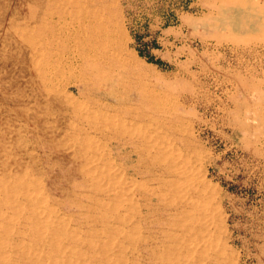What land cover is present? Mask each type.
Listing matches in <instances>:
<instances>
[{"label":"rangeland","instance_id":"obj_1","mask_svg":"<svg viewBox=\"0 0 264 264\" xmlns=\"http://www.w3.org/2000/svg\"><path fill=\"white\" fill-rule=\"evenodd\" d=\"M81 18L91 28L102 22L106 33L109 19L115 26L102 37L103 75L83 89L66 88L65 76L49 96L34 64L68 61L65 36ZM76 104L168 146L178 177L164 179H179L180 188L158 190L169 210L155 203L149 218L145 209L139 217L127 211L156 184L135 176L133 146L97 138L87 148ZM87 168L98 174L85 182ZM100 172L112 178L94 180ZM121 181L135 188H117L123 204L114 214L118 200L94 188ZM28 192L44 203L29 204ZM40 207L52 211L41 214L49 226ZM181 208L191 234L176 225ZM0 216V264H264V0H0Z\"/></svg>","mask_w":264,"mask_h":264},{"label":"bare ground","instance_id":"obj_2","mask_svg":"<svg viewBox=\"0 0 264 264\" xmlns=\"http://www.w3.org/2000/svg\"><path fill=\"white\" fill-rule=\"evenodd\" d=\"M76 4V3H75ZM103 6V5H102ZM74 7V6H73ZM110 9V8H109ZM85 12V11H84ZM36 13V12H35ZM37 13H39V12H37ZM86 13V12H85ZM84 13V14H85ZM98 13V12H97ZM108 13V12H107ZM45 14V13H44ZM112 14V13H111ZM51 15V14H50ZM60 15V14H59ZM74 15V14H73ZM95 15V14H94ZM45 16V15H44ZM101 16V15H100ZM36 17V16H35ZM95 17V16H94ZM93 17V18H94ZM102 17V16H101ZM46 18V17H45ZM88 18V17H87ZM89 18H91V16L89 17ZM98 18H99V16H98ZM32 19V18H31ZM44 19V18H43ZM75 19V18H74ZM95 19V18H94ZM36 20V19H35ZM86 20L87 19H83L82 20V18H81V21H80V24H79V26H78V28L77 29H75L74 31H73V35H70V36H65L66 37V42L68 43V45L66 44V46H65V48H64V51L66 52V53H68V55L69 56H71L70 58H69V60L67 61L66 60V62L63 64L62 62H57V63H55V62H52V63H50V64H48V63H40V62H38V59H37V63L36 64H34V71L36 72V75L39 77V78H41L42 79V84L43 85H50V87H48V89L50 88V90L47 92V94L50 96L51 94H50V92H52L51 90H54V88L56 87V82H59V80L60 79H62V78H64L65 76H68L69 77V79L67 80L68 82L66 83V88H69V87H77V88H85L88 84H89V81H91V77H100V76H102L103 75V71H102V62H103V60L106 58V48L108 47V45L106 44V43H104L103 42V35H104V33H106V31H105V26L106 25H104L102 22H98V24H97V26L95 25V28L92 26V28L91 27H88V25L87 26H84L83 25V23H85L86 22ZM90 20H92V19H90ZM41 21V20H40ZM92 21H94V20H92ZM96 21H98V20H96ZM99 21H101V19H99ZM109 21V29H107V33L108 34H112L115 30H114V28H115V26L111 23V21H110V19L108 20ZM39 22V21H38ZM44 22V21H43ZM49 22H50V20H49ZM72 22V21H71ZM36 23V22H35ZM45 23V22H44ZM48 23V22H47ZM73 23V22H72ZM90 23V22H89ZM38 24V23H37ZM49 24V23H48ZM55 24V23H54ZM54 24H53V27H54ZM91 24V23H90ZM103 24V25H102ZM43 25V24H42ZM68 25V24H67ZM86 25V24H85ZM94 25V24H93ZM26 26V25H25ZM39 28V27H38ZM37 28V29H38ZM49 28H51V27H49ZM55 28V27H54ZM107 28V27H106ZM53 29V28H52ZM26 30V29H25ZM50 30V29H49ZM70 30V29H69ZM56 31V30H55ZM69 32V31H68ZM34 33V32H33ZM43 33V32H42ZM41 33V34H42ZM46 33V32H45ZM106 33V34H107ZM26 34V33H25ZM27 35H28V32H27ZM55 35V34H54ZM41 36V35H40ZM53 35H51V37H52ZM57 36V35H56ZM62 36V35H61ZM58 38H59V36H58ZM27 41H28V39H27ZM30 41V40H29ZM53 41H54V39H53ZM48 42V41H47ZM33 43V42H32ZM55 43H58V42H55ZM55 43L54 44H52V49L54 48V46H56L55 48H57V46L58 45H55ZM62 43V42H61ZM26 44H27V42H26ZM28 44H30V43H28ZM48 44V43H47ZM121 44V43H120ZM119 44V45H120ZM36 45V47H37V45L39 46V43L38 44H35ZM44 45V44H43ZM50 45V44H49ZM112 45V44H111ZM44 46H46V45H44ZM109 46H110V44H109ZM113 46V45H112ZM43 47V46H42ZM115 47V46H114ZM40 48V47H39ZM62 48V47H61ZM42 49V48H41ZM47 49H49V48H47ZM60 49V48H59ZM59 49H56V51H58ZM113 49V48H112ZM35 50V49H34ZM38 50V49H37ZM54 50V49H53ZM44 51V50H43ZM48 51V50H47ZM52 51V50H51ZM34 52V51H33ZM54 52V51H53ZM59 52V51H58ZM37 53V52H36ZM38 53H39V51H38ZM41 53H43V52H41ZM40 53V54H41ZM62 53H63V51H62ZM61 53V54H62ZM117 53V52H116ZM45 54H46V52H45ZM48 54V53H47ZM46 54V55H47ZM37 55V54H36ZM35 56V55H34ZM44 56V55H43ZM36 57V56H35ZM34 57V58H35ZM37 58V57H36ZM49 58V57H48ZM53 58V57H52ZM47 59V58H46ZM108 59V58H107ZM35 60V59H34ZM49 60V59H48ZM51 60V59H50ZM40 61V60H39ZM54 61V60H53ZM63 61V60H62ZM48 62V61H47ZM32 64V63H31ZM105 66V65H104ZM122 67V66H121ZM104 68V67H103ZM110 69V68H109ZM32 70V69H31ZM105 72V71H104ZM32 73V72H31ZM115 73V72H114ZM33 76V75H32ZM101 78V77H100ZM97 79V78H96ZM41 82V81H40ZM61 82V81H60ZM41 84V85H42ZM121 84V83H120ZM125 84V83H124ZM40 85V84H39ZM64 86H65V84H63ZM110 85V84H109ZM42 87H44V86H42ZM46 88V87H45ZM65 88V89H66ZM81 89V90H82ZM86 90V89H85ZM53 92H56V91H53ZM56 93H58V92H56ZM55 93V94H56ZM115 93V92H114ZM45 94V93H44ZM46 94V95H47ZM46 95H45V97H46ZM59 95V94H58ZM70 95V94H69ZM102 95V94H101ZM72 96V95H71ZM48 97V96H47ZM86 97V96H85ZM20 99V98H19ZM61 99V98H60ZM64 99V98H63ZM75 99V98H74ZM13 100V99H12ZM59 100V99H58ZM10 101V100H9ZM53 101V100H52ZM51 101V102H52ZM71 101V100H70ZM59 102H60V100H59ZM97 102V101H96ZM65 103V102H64ZM70 103V102H69ZM46 104V103H45ZM52 104V103H51ZM53 105V104H52ZM61 105V104H60ZM64 105V104H63ZM77 105V104H76ZM67 106V105H66ZM48 107H49V105H48ZM52 106H50L49 108H51ZM55 107V106H54ZM62 107V106H61ZM69 107V106H68ZM78 108V109H77ZM83 105L82 104H78L77 106H75L74 105V107H72L71 108V111H72V109H73V111H72V114L73 113H75V116H76V118L78 119V122H80V123H84V124H87L89 127H88V129H81L80 130V132L81 133H83V136H85L84 137V141H83V139H82V141H83V144L85 143V141H86V147L88 148H93V145H95V142H97V138H99V139H104V141L106 140V144H108V146L109 145H111L112 147H114V144L116 145L115 147L116 148H118V149H123V148H125V150H126V148L128 147V146H133V149H132V151H131V154L132 153H135V154H137V155H139V164H137L136 166H137V168H135V169H133V172H134V174H135V176H138V177H141V178H144V179H146L148 182H152V183H155L156 185H150V186H153V187H151V188H146V186H145V189H144V192L142 193V194H140L141 195V197H142V199H143V201H145L144 203L145 204H139L138 202H137V204H134L133 205V207H131V205H130V209H127V211H131L135 216H140L141 215V213H142V211H143V209H145L146 210V215H145V217H148L149 215H150V212H151V210H153L152 208H153V206L155 205V203H156V205L159 207V209H161V210H169L170 209V205H169V203H167V202H169V201H167V200H165V201H167V202H165L163 199H164V197L165 196H163V190H161V192L159 191L158 192V190L159 189H162V188H166V190L167 189H169L170 190V188L172 189L173 187L175 188V187H178V185H179V179H178V182L176 181V180H174V179H170V181L168 180V178L167 179H164V176H170V177H173L174 175H176V173H177V171H176V169L175 168H172L173 166V164L172 163H174L173 161H171L172 163H170V161H169V155L167 154V152L166 151H169V149L168 150H166L167 149V147H166V149H163L161 146V148L160 147H158L159 145H157V143H156V141L155 142H151V140H150V144H148L147 142V140H149L150 139V137H152V135H150V136H148L147 134H146V132H144V131H141V129L140 130H138L139 129V127H138V129H136L137 127H132V125H131V127H129L128 126V124H125V123H122V122H120L119 120H118V122L116 121V119H114V118H112V117H105L104 119H102V121L101 122H98V120H97V118L95 117V115H92L90 112V114L89 113H87V112H83V111H81V110H83ZM57 109V108H56ZM85 109V108H84ZM96 109V108H95ZM62 110V109H61ZM78 110V111H77ZM50 111V110H49ZM60 111V110H59ZM63 112V111H62ZM70 112V111H69ZM47 113V112H46ZM71 113V112H70ZM69 113V114H70ZM64 114V113H63ZM66 114H68V112L66 113ZM132 116V115H131ZM100 117V116H99ZM134 117V116H133ZM101 118V117H100ZM102 118H103V115H102ZM76 119V120H77ZM99 119V118H98ZM122 121V120H121ZM126 121V120H125ZM130 122V121H129ZM150 122V121H149ZM148 122V123H149ZM86 126V125H85ZM154 126H156V125H154ZM144 127V126H143ZM142 128V127H141ZM145 128V127H144ZM148 128V127H147ZM154 128V127H153ZM143 130V129H142ZM153 130V129H152ZM150 131V130H149ZM151 132V131H150ZM154 133V132H153ZM85 134V135H84ZM81 136H82V134H81ZM161 136H163V135H161ZM155 138V137H154ZM176 139V138H175ZM136 140H141V141H138V142H140V143H144V148H139V147H137V145H135V141ZM152 140H154V139H152ZM137 142V143H138ZM139 144V143H138ZM160 144V143H159ZM97 145V144H96ZM165 144L163 143L162 144V146H164ZM79 146V145H78ZM99 146V145H98ZM139 146V145H138ZM141 146V145H140ZM166 146V145H165ZM83 147V146H82ZM84 149H85V147H84ZM95 149V148H94ZM130 149V148H129ZM173 149H175V148H173ZM87 150V149H86ZM172 150V147H171V149H170V151ZM177 150V149H176ZM175 150V151H176ZM97 151L99 152V150L97 149ZM101 151V150H100ZM129 152V151H128ZM172 152V151H171ZM178 152V151H177ZM176 152V153H177ZM119 153V152H118ZM121 153V152H120ZM175 153V152H174ZM181 153V152H180ZM86 154V153H85ZM100 154V153H99ZM98 154V155H99ZM106 154V153H105ZM145 154H147L148 155V157H151V159H150V161L151 162H149V164L146 166V168L145 169H142L143 167H142V165H143V156L145 155ZM172 154V153H171ZM182 154V153H181ZM122 155V154H121ZM128 155H129V153H128ZM133 155V154H132ZM176 155V154H175ZM87 156V155H86ZM89 156V155H88ZM95 156V155H94ZM102 156V155H101ZM104 156H109V155H104ZM123 156V155H122ZM135 156V155H134ZM92 157H93V155H92ZM120 157V156H119ZM128 157V156H127ZM130 157V156H129ZM173 157H174V154H173ZM90 159H91V156L89 157ZM132 158V157H131ZM178 159V157H175L174 158V161H176L177 159ZM90 159H88V161L90 160ZM95 159V158H94ZM98 159V158H97ZM120 159V158H119ZM125 159V158H124ZM148 159V158H147ZM172 159V158H171ZM170 159V160H171ZM176 159V160H175ZM92 160V159H91ZM98 160H100V159H98ZM102 160H103V158H102ZM109 160V159H108ZM180 160V159H179ZM94 161V160H93ZM93 161H90V162H93ZM97 161V160H96ZM146 161V160H145ZM145 161H144V163H145ZM149 161V160H148ZM98 162V161H97ZM103 162V161H102ZM107 162V161H106ZM105 162V163H106ZM166 162H169V164H171V165H169V166H167L168 164L166 163ZM126 163V162H125ZM189 163V162H188ZM93 164H96V162L95 163H93ZM101 164V163H100ZM165 164H167V165H165ZM87 165H88V163H87ZM107 165V164H106ZM105 165V166H106ZM145 165V164H144ZM179 165H180V163H179ZM182 166H184L183 164H181ZM186 165V164H185ZM85 166V165H84ZM111 166V165H110ZM177 166V169H178V164L176 165ZM86 167V166H85ZM84 167V168H85ZM99 167V166H98ZM107 167V166H106ZM115 166H113L112 168H114ZM118 167V166H117ZM142 167V168H141ZM145 167V166H144ZM175 167V166H174ZM126 168V167H125ZM124 168V169H125ZM128 168V167H127ZM181 168V167H180ZM186 168V167H185ZM184 168V169H185ZM102 169V168H101ZM108 169H111V167L110 168H108ZM184 169H182V170H184ZM82 170H84L83 168H82ZM113 170V169H112ZM181 170V169H180ZM101 171V170H100ZM103 171H105V170H103ZM107 171V170H106ZM111 171V170H110ZM109 171V172H110ZM114 171V170H113ZM119 171V170H118ZM109 172H103V173H101L100 172V175H98L97 177L95 176V178H94V180H98L99 182L100 181H104L105 179H111L112 178V175L109 173ZM115 172V171H114ZM113 172V173H114ZM124 172V171H123ZM127 172H128V170H127ZM131 172V171H130ZM132 172V173H133ZM182 173H183V171H181ZM181 172L179 173V175L181 174ZM81 173H82V171H81ZM92 173H96L95 171L93 172L92 171V168H91V171L90 170H88V168H87V170L86 171H83V177H85L86 178V180H84L85 182H88V180H91L92 179ZM119 173V172H118ZM125 173V172H124ZM124 173H122V175H124ZM185 173H186V170H185ZM189 173V172H188ZM96 174H98V173H96ZM95 174V175H96ZM131 174V173H130ZM117 175H119V174H117ZM133 175V174H132ZM186 175H188V174H186ZM192 175V174H191ZM127 176V175H126ZM177 176V175H176ZM181 176V175H180ZM178 177V176H177ZM177 177H175L176 179H177ZM182 177V176H181ZM184 178H185V176H183ZM183 177H182V179H183ZM90 178V179H89ZM127 178V177H126ZM125 178V179H126ZM10 179V178H9ZM104 179V180H103ZM122 179H124V178H122ZM187 179H192V178H187ZM117 180V179H116ZM127 180V179H126ZM129 180V179H128ZM110 181V180H109ZM131 181V180H130ZM129 181V183L131 184V186H132V182H130ZM136 181H138L137 179H136ZM140 181V180H139ZM146 181V182H147ZM182 181V180H181ZM185 181H186V179H185ZM29 182V181H28ZM91 182V181H90ZM96 182V181H95ZM105 182H106V180H105ZM104 182V184L106 185V183ZM111 182H112V180H111ZM111 182H110V184H111ZM127 182V181H126ZM134 182V181H133ZM183 182V181H182ZM196 182V181H195ZM101 183V182H100ZM115 183V182H114ZM117 183H118V181H117ZM124 183L125 182H122L121 181V185L119 186V187H117V186H114V187H112V186H110L109 187V184H108V186H105L104 184L103 185H96V187L95 186H93V188L94 189H97L98 191H100V192H102L103 194H105L106 195V197L108 196V197H114L116 200H118L117 202L118 203H116L117 205L115 206V209H114V212H115V210L116 211H118L119 212V210L121 209V207H122V204H123V202H122V204H121V201L119 200L120 198L119 197H117V196H119V195H117V193H118V191H117V188L119 189V188H122L124 191L125 190H127L128 191V193H129V186L127 185V187L128 188H126L125 187V185H124ZM128 183V182H127ZM128 183V184H129ZM183 183H187V182H183ZM189 183H191V182H188L187 183V185L189 184ZM3 184V183H2ZM24 184V183H23ZM91 184H92V182H91ZM99 184V183H98ZM134 184V183H133ZM6 185V184H5ZM114 185V184H113ZM119 185V184H118ZM182 185H184L185 186V188H186V186L187 185H185V184H182L181 183V187H182V189H184L183 188V186ZM9 186V185H8ZM23 186V185H22ZM25 186H26V184H25ZM40 186V185H39ZM139 185H137V187H138ZM142 186V185H141ZM28 189L27 190H29V188L30 187H28V186H26ZM37 187V186H36ZM4 188V187H3ZM14 188V187H13ZM23 188V187H22ZM134 186H133V188L132 189H130L131 191L132 190H134ZM142 188V187H141ZM141 188H140V190H141ZM179 188V187H178ZM197 188V187H196ZM5 189V188H4ZM180 189V188H179ZM188 189V188H187ZM3 190V189H2ZM9 190V189H8ZM37 190V189H36ZM96 190V191H97ZM122 190V191H123ZM139 189L137 188V191H138ZM143 190V189H142ZM178 190V189H177ZM198 190V189H197ZM11 191V190H10ZM18 191V190H17ZM171 191V190H170ZM178 193H179V190L177 191ZM185 192V191H184ZM193 193H196V192H194V191H192ZM29 194L27 195V193L25 194L26 196H27V201H28V203L29 204H32V205H35V207L36 206H41L40 204L39 205H37L36 203H44L43 202V200L42 201H39V199H38V196H36V195H33L34 194V192H33V194H31V192H28ZM101 193V194H102ZM125 193V192H124ZM127 193V192H126ZM139 193V192H138ZM166 193V192H165ZM174 193H176V191L174 192ZM180 193H182V192H180ZM192 193V194H193ZM101 194H100V196H101ZM136 194V193H135ZM41 195V194H40ZM121 195H122V193H121ZM124 195H126V194H124ZM168 195V194H167ZM171 195V194H170ZM176 195V194H175ZM25 196V197H26ZM136 196V195H135ZM181 196V195H180ZM191 196V195H190ZM193 196V195H192ZM2 197V196H1ZM23 197V196H22ZM104 197V196H103ZM105 197V198H106ZM123 197V195L121 196V198ZM185 197V196H184ZM187 197V196H186ZM185 197V198H186ZM14 198V197H13ZM119 198V199H118ZM124 198V197H123ZM126 199H127V197H125ZM174 198V197H173ZM181 198V197H180ZM179 197L177 198V199H180ZM183 198V197H182ZM181 198V199H182ZM185 198H183L182 200H184ZM195 198V197H194ZM44 199V198H43ZM114 199V200H115ZM9 200V199H8ZM24 200V199H23ZM115 200V201H116ZM123 200V199H122ZM125 200V199H124ZM131 200H133V196H131V199L130 200H128V201H131ZM189 200H190V198H189ZM188 200V201H189ZM10 201V200H9ZM127 201V202H128ZM180 201V200H179ZM178 201V202H179ZM184 201H186V200H184ZM184 201H180L181 203L182 202H184ZM191 201V200H190ZM25 202V201H24ZM109 202V201H108ZM111 202H113V201H111ZM110 202V203H111ZM177 202V203H178ZM1 203H3V202H1ZM12 203V202H11ZM101 205H103V202L101 201V202H99ZM114 203V202H113ZM193 203V202H192ZM47 204V203H46ZM176 204V203H175ZM183 204V203H182ZM186 204V203H185ZM188 204V203H187ZM44 205V204H43ZM42 205V206H43ZM114 205H115V203H114ZM127 205V204H126ZM177 205H180L181 206V204H177ZM189 205V204H188ZM187 205V206H188ZM31 206V205H30ZM104 206V205H103ZM102 206V207H103ZM107 206V205H106ZM111 207H112V205H110ZM183 206V205H182ZM194 206H196V205H194ZM33 207V206H32ZM105 207V206H104ZM110 207V208H111ZM124 207V206H123ZM128 207V206H127ZM173 207H174V205H173ZM177 207V206H176ZM186 207V206H185ZM184 207V208H185ZM34 208V207H33ZM113 208H114V206H113ZM169 208V209H168ZM184 208H181V209H179V210H182V209H184ZM34 209H36L37 210V208H34ZM34 209H32L34 212L36 211V210H34ZM40 209H41V207H40ZM42 211H39L40 212V215L41 214H43V216H45L47 213H48V215H51L50 213L52 212V211H50V209L49 208H47V209H41ZM178 210V211H179ZM187 210V209H186ZM203 210H204V208H203ZM53 211H55L56 212V210H53ZM201 211V210H200ZM205 212H206V210H204ZM204 211H202L201 212V214L204 212ZM122 212V211H121ZM179 212H181V211H179ZM184 212V213H183ZM189 212V211H188ZM204 212V213H205ZM144 213V212H143ZM182 213H183V222L180 224H176L177 226H178V228H180L181 230H183V232L184 233H187V234H191V226H190V223L191 222H193V220L191 221L189 218H188V215H187V211H184V210H182ZM192 213V212H191ZM109 214H110V212H109ZM114 214H117V212H115ZM122 214V213H121ZM173 214V213H172ZM190 214V213H189ZM206 214V213H205ZM126 215V214H125ZM125 215L123 216V217H125ZM130 215H132V214H130ZM130 215H128V216H130ZM38 216V215H37ZM42 215H41V217L40 218H42V220H44V221H42L43 223H45L47 226H49L48 225V223H49V220L47 219L46 220V218H44ZM106 216V215H105ZM119 216H121V215H119ZM176 216V215H175ZM191 217H192V214L190 215ZM194 217H195V215H193ZM205 216V215H204ZM1 217V216H0ZM33 217V216H32ZM104 217V216H103ZM113 217H115V215L113 216ZM116 217H117V215H116ZM133 217V216H132ZM142 218H143V216H141ZM176 217H180V214H178L177 213V216ZM182 217V216H181ZM5 218V217H4ZM49 218V217H48ZM58 218H60V216L58 217ZM118 218V217H117ZM122 218V217H121ZM121 218H119V219H121ZM134 218V217H133ZM149 218V217H148ZM193 218V217H192ZM196 218V217H195ZM51 219V218H50ZM53 219V218H52ZM62 219V218H61ZM60 219V221H62ZM127 219V218H126ZM197 219V218H196ZM201 219V218H200ZM6 220V219H5ZM54 220V219H53ZM115 220V219H114ZM118 220V219H117ZM122 220V219H121ZM121 220H119L120 222H124L125 223V220L124 221H121ZM130 220V219H129ZM128 220V221H129ZM146 220V219H145ZM204 220V219H203ZM37 221V220H36ZM41 221V220H40ZM51 221V220H50ZM57 221H59V220H57ZM195 221V220H194ZM53 222V221H52ZM55 222V221H54ZM41 223V222H40ZM42 223V224H43ZM59 224V223H58ZM46 225H45V227H46ZM121 225V224H120ZM191 225H193V223H191ZM43 226V225H42ZM54 226V225H53ZM190 226V227H189ZM194 226V225H193ZM57 227V226H56ZM40 228V227H39ZM42 229V228H41ZM40 229V230H41ZM43 229H44V227H43ZM39 230V231H40ZM193 230H195L194 228H193ZM196 230H198V226H197V229ZM195 230V231H196ZM44 231L45 230H42V231H40L39 233H41V232H43V234L45 235V233H44ZM199 232V231H198ZM194 233V232H193ZM48 234V233H47ZM41 235V234H40ZM193 235V234H192ZM195 235H197V232H196V234ZM3 236V235H2ZM42 236V235H41ZM192 243V242H191ZM168 244V243H167ZM3 245H4V243H3ZM2 245V246H3ZM180 245V244H179ZM4 249V248H3ZM17 249H18V247H17ZM185 249V248H184ZM5 250V249H4ZM164 250V249H163ZM165 252V251H164ZM173 252V251H172ZM176 255V254H175ZM35 257V256H34ZM163 258H164V256H163ZM187 260V259H186ZM169 261V260H168ZM178 262H180V261H178Z\"/></svg>","mask_w":264,"mask_h":264},{"label":"trees","instance_id":"obj_3","mask_svg":"<svg viewBox=\"0 0 264 264\" xmlns=\"http://www.w3.org/2000/svg\"><path fill=\"white\" fill-rule=\"evenodd\" d=\"M141 55H143V54L141 53ZM149 61L153 62V59L149 58ZM156 63L160 64L161 62L160 61H156Z\"/></svg>","mask_w":264,"mask_h":264},{"label":"crops","instance_id":"obj_4","mask_svg":"<svg viewBox=\"0 0 264 264\" xmlns=\"http://www.w3.org/2000/svg\"><path fill=\"white\" fill-rule=\"evenodd\" d=\"M168 28H170V29H174L173 27H168Z\"/></svg>","mask_w":264,"mask_h":264}]
</instances>
